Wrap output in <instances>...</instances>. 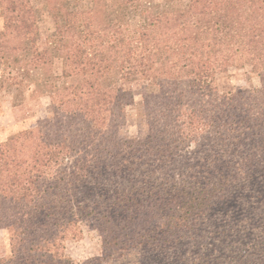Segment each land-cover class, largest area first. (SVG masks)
I'll use <instances>...</instances> for the list:
<instances>
[{"label": "trees", "instance_id": "obj_1", "mask_svg": "<svg viewBox=\"0 0 264 264\" xmlns=\"http://www.w3.org/2000/svg\"><path fill=\"white\" fill-rule=\"evenodd\" d=\"M42 1L0 0L13 19L0 95L49 97L46 117L0 141V264H78L65 243L83 217L102 259L200 242L186 264H264V0ZM128 6L131 18L104 15ZM43 12L53 29L40 48ZM241 60L260 85L220 91ZM138 79L146 128L130 137L135 92L121 82Z\"/></svg>", "mask_w": 264, "mask_h": 264}, {"label": "rangeland", "instance_id": "obj_2", "mask_svg": "<svg viewBox=\"0 0 264 264\" xmlns=\"http://www.w3.org/2000/svg\"><path fill=\"white\" fill-rule=\"evenodd\" d=\"M34 6L41 9L42 0H31ZM159 4L160 8H166L173 2H186L187 0H151ZM106 19L110 22L131 18L135 15L133 6L126 8L108 7L104 11ZM12 13L0 8V28L7 22L12 24ZM53 29L51 17L42 13L39 21V38L38 46L45 47L47 35ZM54 68L60 71V64L55 63ZM260 76L251 70V67L245 61H237L234 65L228 67L225 72L218 74L216 84L220 91H236L258 87L260 85ZM126 89L132 90L134 94V103L127 107V123L123 126L124 134L130 137L139 136L144 128L145 121L142 122L141 108L138 102L141 96L138 91L141 89L143 82L141 80H131L121 82ZM49 106V97L40 96L27 98L22 104L13 105L11 100L0 95V141L6 139L9 135L23 129L34 127L40 119L47 116ZM144 123V124H143ZM81 197V196H80ZM243 213L237 214L238 217L246 218L247 207L243 208ZM238 211L241 210L239 207ZM242 215V216H239ZM249 219V217H248ZM82 230L81 237L78 239H68L65 243V254L78 264H186L188 258L198 253L197 242L194 250L189 242H185L174 249L171 254L166 251L165 254L159 252L132 251L120 257L112 259H102L101 238L96 227V222L92 217H83L80 220ZM202 242V241H201ZM187 243V244H186ZM10 253L9 237L5 229L0 228V257L7 256ZM177 257V258H176ZM179 261V262H178Z\"/></svg>", "mask_w": 264, "mask_h": 264}]
</instances>
